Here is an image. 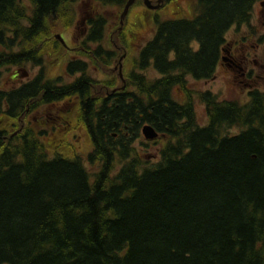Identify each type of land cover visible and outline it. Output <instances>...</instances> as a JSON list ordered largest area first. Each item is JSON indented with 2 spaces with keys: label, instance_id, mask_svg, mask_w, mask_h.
Here are the masks:
<instances>
[{
  "label": "trees",
  "instance_id": "16d2710c",
  "mask_svg": "<svg viewBox=\"0 0 264 264\" xmlns=\"http://www.w3.org/2000/svg\"><path fill=\"white\" fill-rule=\"evenodd\" d=\"M78 1L0 0V75L40 68L32 81L0 89V264H264V93L240 105L195 92L205 126L188 91L182 104L172 95L183 76H213L225 32L247 22L259 0H196L189 21L153 18L139 65L151 52L162 77L135 74L134 93L101 102L85 76L66 86L44 79L43 59L60 48L52 34L57 24L72 27ZM91 1V40H100L102 10L119 9L120 27L128 0ZM84 66L69 63L65 73ZM70 96L80 109H57L55 125L65 127L74 110L90 170L43 144L46 131L23 117L38 111L25 109L28 99L52 108ZM145 125L166 142L152 164L134 150Z\"/></svg>",
  "mask_w": 264,
  "mask_h": 264
},
{
  "label": "flooded vegetation",
  "instance_id": "af4514ba",
  "mask_svg": "<svg viewBox=\"0 0 264 264\" xmlns=\"http://www.w3.org/2000/svg\"><path fill=\"white\" fill-rule=\"evenodd\" d=\"M160 6H162V8L167 7L169 13L168 12L166 13L168 15L173 14L172 12H170L171 8L169 6H171L172 9L176 7L177 11L174 14H176V16L181 17L180 19L167 18L162 21H174V20L189 21L193 18V14L189 15L188 13H186L188 12V9L185 3L183 5L179 3L178 5L175 0H155V1L150 0L148 5L144 6L145 8L144 12L157 10ZM183 12L186 14H184ZM87 19H89V16L81 19V23H80L81 25L70 27V29L72 28V32H75V30L79 31L78 37L75 38V40L77 39V41L76 42L72 41L73 47H70L68 44H66L65 43L66 41L63 38L62 39L64 40V44L59 41L61 47H63L65 51L68 52L69 55H72L71 58H68L65 61L63 67L64 74L61 76H57L60 77V84L65 86L70 85L73 82H75V80L81 78L82 76L83 77L85 76L92 81L91 87L93 89V92L91 93L92 95L91 98L101 102L104 99H107L111 95H120L122 93L125 94L134 93L135 88L131 86L130 79L135 74H141L147 80H155L162 77V75L158 73V71L155 69L153 65V61L150 58V56L152 55L151 52L149 51L147 52L145 65L144 66L139 65V61L142 57V53L144 50L147 49V46L152 41L153 37L147 42L137 43L136 41H137L138 33L134 32L133 30L134 27L130 30L127 31L125 30L124 32H122V34L120 32H117L121 34L125 46L131 45L132 50L135 51L136 56L128 60L126 52H124L125 50L122 51L123 49L121 50V48L117 47L114 44H111L112 41L107 42V40H105L104 32H101L102 39L91 40V37L93 35V27L91 25H87V26L85 25ZM104 29L105 26L103 27V31ZM120 29L121 28L119 27V30ZM229 30H231L232 32L231 37L229 39H226L224 37V41L222 44L223 47H221V54H220V58L218 59L217 65H219L220 68L227 73L230 83L229 89L233 91H235L234 89H241L243 91V97L245 101L239 102L240 105H243L251 99L252 95L254 94L259 95L260 93H264V0H259L254 3L253 10L247 22H243L240 24H233L227 29L226 33ZM129 35L135 36L134 42L129 37ZM95 37L98 38L97 36ZM104 43L112 45L113 48L112 47L105 48L103 46ZM194 47L197 48L198 46L195 45ZM55 55H58L59 57L58 52ZM169 57L173 58L172 55H170ZM75 62L85 63L83 69L84 74L82 73V70L79 67H77L71 74L65 73L68 64ZM104 63L111 64L113 71L112 74L105 76L104 79H99L98 78L99 72L102 74H105L106 72L101 70L98 67V65ZM115 72H117V74H114ZM149 72H152L154 75H158V76L156 78L148 77ZM38 73L33 76H30V74H26L22 78L17 77L14 80V85L12 88L21 86L26 82L32 81L35 77H37ZM213 75L215 76V74ZM113 76L115 77L117 83L119 81L121 82L122 85L120 87L118 88L116 87L111 91L101 90V92L99 93L95 91L96 82L98 83V82L108 81V83L109 82L112 83L114 80ZM57 77L53 79H56ZM188 77L193 79L190 75L183 76V83L172 87V93L173 90L176 88V90L182 94L181 99H183L184 101L179 102L180 104L185 103L187 100L186 91H188L191 94L192 102H193V98L196 97V95L194 94L195 92H192L191 90L187 89ZM44 79L53 80V79L45 78V75H44ZM211 79H213V76L209 79H204V80H211ZM204 92H209L211 94L217 95L209 90H206ZM204 92L199 91L197 93H204ZM33 101L34 100L32 99H28L26 101L25 109H41L43 107V105L34 104ZM224 101L229 102L232 100H224ZM51 106H53L52 108L54 109H80L77 96H73V97L70 96L68 99L64 100V102L59 103L58 105L54 103L51 104ZM45 107L47 109L50 108V106H45ZM73 111L74 110L70 111V114L66 116L71 126H74L75 124V122L72 124L71 120L69 119V118H74ZM26 112H28V110H26ZM23 117L26 119V115H23ZM159 138L160 137L158 136V138H156L155 140Z\"/></svg>",
  "mask_w": 264,
  "mask_h": 264
},
{
  "label": "rangeland",
  "instance_id": "374dc122",
  "mask_svg": "<svg viewBox=\"0 0 264 264\" xmlns=\"http://www.w3.org/2000/svg\"><path fill=\"white\" fill-rule=\"evenodd\" d=\"M150 2V0H148ZM155 1V0H153ZM177 4H184L187 6L188 13L194 15L195 11V1L196 0H175ZM179 2V3H178ZM159 4V3H157ZM161 5V3H160ZM176 5V3H175ZM95 3L91 0H79L76 4L75 8V20L72 26L81 25V19L86 18L89 16V19H87L85 25H89L88 21L91 20L92 16L95 14ZM144 0H134L133 4L128 9L125 17L122 19V24L119 27H116L114 23L118 21L117 16L119 18V9H113V8H106L103 9L102 12L105 14V19L107 20V23L105 25L104 29V38L107 40V42L112 41L111 44L116 45L117 47L121 48L122 51L126 52L127 59H131L135 57V51L132 50V46L128 45L125 46L124 40L122 39V32L125 30H130L133 27L134 32L138 33L137 36V43L139 42H147L150 40L155 32V25L153 24V18L157 17L160 21L165 20L167 18H175L180 19V16H176L174 14L177 9L176 7L172 9L171 11L173 14L168 15L166 12L169 13L167 7L160 6L157 10L154 11H147L144 12ZM164 10H162V9ZM184 13V12H183ZM184 13V14H186ZM117 14V15H116ZM176 16V17H175ZM108 17V18H107ZM121 17V15H120ZM85 20V19H84ZM120 32V33H117ZM234 33V32H233ZM231 30H229L227 33L225 32L224 37L226 39H229L231 37ZM55 35H60L68 44L70 47H73V42H76L78 37L79 31L75 30V32H72V28H67L62 26L61 24L56 25V29L52 36L55 38ZM51 36V37H52ZM129 37L134 42L135 36L129 35ZM111 38V40H110ZM58 42L59 40L56 39ZM63 40V41H64ZM129 40V38H128ZM225 43V42H224ZM43 43L39 44L41 46ZM60 45V44H59ZM138 45V44H137ZM105 48H111L112 45H109L107 43H104L103 45ZM46 48V44L44 45ZM50 47V44L48 45V49ZM223 47V45H222ZM44 48V49H45ZM113 48V47H112ZM134 48V47H133ZM47 49V50H48ZM59 53L58 55H52L49 52V56L43 59V73L45 75V78L47 79H53L57 76L63 75V67L65 64V61L68 58H71L72 55H69L68 52L65 51L63 47H61L57 50ZM126 59V58H125ZM105 64V63H104ZM99 64L98 67L106 72L105 74H102L99 72L98 78L104 79L105 76H108L112 74L113 68L111 64L107 63L106 65ZM14 67H10L9 69H5L2 74L0 75V89H7L14 85ZM26 70L29 72L30 76L36 75L38 73L39 67L37 66H26ZM109 72V73H107ZM114 74H117L115 72ZM215 76L213 75V79L211 80H194L188 77L187 80V89L191 90L192 92H204L206 90L212 91L213 93L217 94L218 100H234L237 102H244L245 99L243 97V91L241 89H234L235 91L229 89L230 83L229 78L227 76V73L220 68L219 65H217L215 71ZM158 75H154L152 72L148 73V77L156 78ZM23 76H18V78H22ZM113 82L108 83V81L103 82H96V92L103 91H111L114 88L120 87L122 84L119 81L115 80V77L113 76ZM23 80V79H21ZM110 80V78H109ZM233 89V88H232ZM173 99H175L177 102H183L184 100L181 99L182 94L179 93L176 88L173 90ZM193 105L194 110L196 114L197 123L199 126H205L208 123V118L206 115L205 108L203 104H201L197 97L193 98ZM64 110V109H62ZM57 109L49 108L47 109L45 106H43L41 109H38V111H34L32 115H28L26 118L27 123L31 128L37 133L39 130H45L46 136L42 138V143L45 145H49L51 147H54L58 150L59 153H64L66 155H75L79 156L83 162L84 165L90 170L89 164L86 162V156L91 150L90 142L84 132L79 129L76 124H74V128L71 129V131L64 132L67 128H69L71 125L69 124V121H66V125L59 126L55 125L56 116H57ZM71 120V123H74V118H69ZM52 124V127L47 128L48 125ZM235 131V129L233 130ZM166 142L163 140L157 139L155 141H146L143 136L138 139H135L134 142V150L135 153L138 154V156L147 161L149 164L155 163L159 159V153L162 147L164 146ZM54 149V150H55ZM49 155L53 153V150L49 151Z\"/></svg>",
  "mask_w": 264,
  "mask_h": 264
},
{
  "label": "water",
  "instance_id": "95a60500",
  "mask_svg": "<svg viewBox=\"0 0 264 264\" xmlns=\"http://www.w3.org/2000/svg\"><path fill=\"white\" fill-rule=\"evenodd\" d=\"M133 1L134 0H128L127 1L126 5L124 6L123 12L121 14V19H123L125 17L128 9L133 4ZM148 3H149L148 0H144V5L145 6H147ZM120 23L122 24V22H120ZM55 38L58 39L61 43L64 44L63 39L61 38L60 35H55ZM141 134L144 137V139L149 140V141L156 139L157 136H158L157 132H155V130L152 127L148 126V125H145L144 127H142Z\"/></svg>",
  "mask_w": 264,
  "mask_h": 264
}]
</instances>
